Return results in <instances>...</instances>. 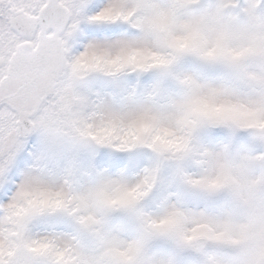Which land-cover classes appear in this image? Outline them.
I'll return each mask as SVG.
<instances>
[{
  "label": "snow or ice",
  "instance_id": "6c2138e0",
  "mask_svg": "<svg viewBox=\"0 0 264 264\" xmlns=\"http://www.w3.org/2000/svg\"><path fill=\"white\" fill-rule=\"evenodd\" d=\"M0 264H264V0H0Z\"/></svg>",
  "mask_w": 264,
  "mask_h": 264
}]
</instances>
